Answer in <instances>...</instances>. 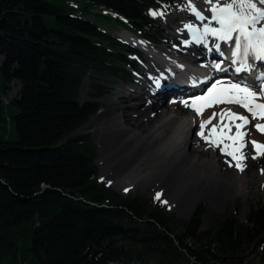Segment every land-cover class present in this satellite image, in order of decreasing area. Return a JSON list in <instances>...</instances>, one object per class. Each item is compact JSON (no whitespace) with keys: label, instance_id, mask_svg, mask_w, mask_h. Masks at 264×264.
I'll return each instance as SVG.
<instances>
[{"label":"trees","instance_id":"obj_1","mask_svg":"<svg viewBox=\"0 0 264 264\" xmlns=\"http://www.w3.org/2000/svg\"><path fill=\"white\" fill-rule=\"evenodd\" d=\"M85 1L112 9L146 42L165 37L153 15L165 0ZM142 61L63 5L0 0V264H264V206L202 231L204 213L177 220L98 179L91 133H71L116 82L142 74ZM14 81L20 90L5 102Z\"/></svg>","mask_w":264,"mask_h":264},{"label":"bare ground","instance_id":"obj_2","mask_svg":"<svg viewBox=\"0 0 264 264\" xmlns=\"http://www.w3.org/2000/svg\"><path fill=\"white\" fill-rule=\"evenodd\" d=\"M190 2H194L192 6L196 7L205 19H198L192 7L191 10L181 9L179 14L182 18L192 15L194 19L181 21L180 25L175 26L171 34V45L168 42L162 45L142 44L127 31L122 32L126 41L144 52L148 60V64L143 66L147 78H137V84L117 86L116 98L107 100L104 103L106 107L94 118L93 131L98 146L97 164L100 175L105 177L107 184L126 195L129 192H142L144 188L153 187L154 193H162L165 196L170 208L181 213L189 212L200 198H207L215 207H225L232 195L247 189L254 181L264 189V153L257 155V149L252 143L255 141L264 144V132L255 127L257 123L264 124V119L253 118L252 114H244L235 106H228L225 103H212L211 107L206 106L216 99L223 100L225 96L235 95L242 98L243 94L234 93L230 88L224 89L219 95H214L213 92L211 96L209 93H203L202 96L208 99L200 100L201 96L196 105L202 109V115H197L191 106L192 98L196 95L191 94L194 75L204 77L208 81L211 73L226 71L229 74V81L225 82L234 81L238 85L247 82L244 87H251V83L259 78V74L257 72L256 75L253 74L255 68L249 73H236L228 69L230 65L236 64L232 62L235 58H229L227 61V56L230 55L228 41H221L210 33H204L205 26L219 28V24L210 19L212 16L210 4L206 0ZM212 2L215 3L216 0ZM251 2H257V6L264 10V5H260L258 0ZM260 23L264 25V19H261ZM199 36L203 39L194 38ZM214 44L220 45V49L217 50ZM216 64L220 65L219 69L215 67ZM254 64L252 61L249 66L252 68ZM152 66H156L157 70L153 71ZM262 69L264 71V67ZM172 74L184 82L179 83V78L172 79L170 76ZM219 78L221 76L216 75L213 79ZM84 84H88V80H85ZM173 85H177V88H173ZM213 85L212 82L204 88L208 89ZM259 86H264V76ZM141 89L149 91L150 94L144 96L140 93ZM85 91L83 89V94ZM124 95L139 101L130 103L119 113L115 110L124 99H121L122 102H118V99ZM182 99L184 102L180 101ZM165 100H168V104L164 105L165 107L160 106L159 102L161 104ZM183 106L185 110H182ZM228 110L246 116L249 120L241 129L246 135L239 142L244 145L239 152L235 151L239 143L227 137L236 134L235 125L242 121L229 120L227 115L221 121L220 113ZM213 113H216V116L203 130L204 137H208L206 142L199 135L200 124L208 120ZM224 125H229L231 131ZM119 135L124 136L118 138ZM213 140L218 143L212 144ZM121 151H125L128 158L120 172L111 173L109 171L111 158ZM230 151L238 156H244L241 161L244 165L243 171L235 167L236 161L227 155ZM152 152L163 155V165L145 174L137 172L139 165Z\"/></svg>","mask_w":264,"mask_h":264},{"label":"rangeland","instance_id":"obj_3","mask_svg":"<svg viewBox=\"0 0 264 264\" xmlns=\"http://www.w3.org/2000/svg\"><path fill=\"white\" fill-rule=\"evenodd\" d=\"M52 3L63 5L68 12H72L78 16L86 17L92 21H94L100 28L105 30L106 32L110 33L113 36H120L121 35V30L123 27L126 25L122 22L121 17L116 14L115 12H107V13H101L99 12V6L92 4L90 1H85V0H49ZM194 2H190V0H165V5L163 7L157 9L155 11V16L157 19L164 25L166 26V29L170 31V33H167V35L164 38V42H168L169 45H171V34L174 32L175 26L180 25L181 21L189 20L192 21L194 18L192 15L189 17H183L179 14L181 9H189L191 10V7ZM207 13V11H206ZM259 26L262 25V23L258 24ZM257 25V27H259ZM163 42V44H165ZM162 45V44H161ZM142 58H144L143 53H142ZM145 60V59H144ZM147 58L145 61H143L139 67L143 71L141 74V78H147V72L144 70L143 65H147ZM143 64V65H142ZM153 70H155L154 67H152ZM137 76H134L132 83L137 84L136 80ZM139 78V77H138ZM132 83H122V82H116L112 86V90L110 94H108L106 97L100 100V110L97 112V114L93 117L92 121L87 124L82 130L83 131H88L91 133L93 136V131L95 130V121L94 118L106 107L104 103L113 98H116V87L120 85H130ZM83 89H85V93L83 94V89L81 91L80 89V97L82 98L83 101L87 100V93L89 92V82L88 84H83L82 86ZM20 90V84L17 81L13 82L12 88L10 91L7 92L5 95V102H8L13 95L17 94ZM143 92V93H142ZM140 93L143 94L144 96H148L150 94L149 91H146L144 89L140 90ZM126 97V99H125ZM121 99H124L123 102ZM133 97L124 95L122 98L118 99V102H122L120 106L116 108L115 111L121 112V110L129 105L130 103L138 102L137 100H132ZM126 100V101H125ZM181 102H184V100H180ZM162 104V105H161ZM159 105L162 107H165L164 105L168 104V100L163 101ZM182 110L186 109L184 106L181 107ZM187 111V110H186ZM2 132V129H0V133ZM124 136V135H123ZM123 136H117L118 138H122ZM193 136V134H192ZM13 133L10 136V139H13ZM219 147H217L218 150ZM117 147L114 148L116 150ZM128 154L125 153V151H121L116 153L112 158H111V165L109 166V171L111 173H116L120 172L124 163L127 160ZM97 157H98V146H97ZM97 157H96V162H97ZM164 163V157L163 155L159 153L152 152L150 153L144 160L143 162L139 165L137 168V172L140 173H147L151 171L154 168H157L159 166H162ZM233 165V164H232ZM98 167V172L100 176V168ZM231 167V166H230ZM229 168V167H228ZM102 180H104V183L106 186L109 188L114 189L111 185L107 184L105 177H101ZM255 182V183H254ZM247 189L241 191L239 194H234L230 197L229 200H227L226 206L225 207H215V205L210 202L207 198H200L196 201V204L194 206V210L191 211L189 214L181 213L178 210L174 208H170L169 204L165 198V196L162 193H154L153 192V187L149 188H142V192H129V194H123L119 193L124 196H141L144 197L148 202L150 203H157L156 205L159 206L163 211L168 212L170 215L174 217V219L177 220H187L192 214L196 213L199 211L200 213H204L202 217V222L200 226V230L205 231L211 229L217 222V220L223 218L225 215L228 213L231 214V218L241 220L243 221L245 219L246 214L249 212L250 208H253L256 205H262L264 206V189L258 185L259 183L254 181ZM258 183V184H257ZM138 189V188H137ZM159 194V196L157 195ZM159 197V198H157ZM252 253H248V258L252 257ZM254 259L252 258L253 263Z\"/></svg>","mask_w":264,"mask_h":264},{"label":"snow or ice","instance_id":"obj_4","mask_svg":"<svg viewBox=\"0 0 264 264\" xmlns=\"http://www.w3.org/2000/svg\"><path fill=\"white\" fill-rule=\"evenodd\" d=\"M207 3L210 4L212 16L211 21H215L219 24V28L204 27V33H210L214 37H218L221 41H232L233 49H230L231 56L234 57L233 63H237L239 61L240 67L236 69L237 72L242 71L247 68L251 60H264V25H260L261 19H264V10L261 7L257 6V2H251V0H216L215 3L212 0H206ZM260 5H264V0H258ZM193 13H195L196 17L200 20L205 19V17L201 14L200 11H197L196 7H192ZM156 13H153L155 15ZM193 31H195L193 29ZM235 34V35H234ZM197 40L203 39L202 36L194 37ZM214 47L219 50L220 45L214 44ZM223 54V53H221ZM215 67L217 69L220 68L219 64H216ZM216 85H213L212 89L209 90V96L212 95L213 90H215ZM230 91L238 94H243L242 98H232L227 100L216 99L206 106L211 107L212 103H236L241 107L247 109L248 112L252 113L253 118L259 117L260 119H264V103H254L258 96L256 92L250 91L249 86L241 87L238 84H232L230 86ZM261 96L264 97V90L261 91ZM208 97H201L200 100H207ZM197 101H192V107L197 113V115H202V109L196 107ZM185 106L187 107V102H185ZM225 115H227L229 120L242 121L240 124H236V134L234 136H228L227 138L233 140L237 143L243 140V137L246 135L245 132L241 131L245 125L249 123V120L246 116L237 115L236 113L228 110L226 113L222 111L220 113V119L223 121L225 119ZM216 116V113H213L208 120L201 122L200 124V133L206 142H208V137H204V128L207 124L211 123V120ZM215 127V126H214ZM224 127L231 128L229 125H224ZM255 127L264 132V124L257 123ZM211 134V133H210ZM212 144H217L218 142L213 140ZM256 149L257 155L264 153V144L257 143L255 141L252 142ZM243 143H239V147L235 150L239 152L240 148H243ZM223 151V149H222ZM227 155L232 156L233 160L236 161L235 167L243 171L244 165L242 164V160L244 159L243 155H236L235 152H227ZM159 198V197H157Z\"/></svg>","mask_w":264,"mask_h":264},{"label":"water","instance_id":"obj_5","mask_svg":"<svg viewBox=\"0 0 264 264\" xmlns=\"http://www.w3.org/2000/svg\"><path fill=\"white\" fill-rule=\"evenodd\" d=\"M138 39H139V38H138ZM139 41H141V40H139ZM85 80H86V79H84V81H85ZM79 100H80V101H83L82 98H79ZM92 119H93V118H92ZM92 119H90L88 122H86V123H84L83 125H81V126H79L78 128H76L71 134H79V133L85 132V131H83L82 129H83L87 124H89V123L92 121ZM91 136H92V135H91ZM92 139H93L94 143H95L96 146H97V143H96L95 140H94V136H92ZM96 165L98 166L97 162H96ZM99 177H100V176H99ZM195 204H196V202L192 205L190 211L187 212V213H185L186 215L189 214L191 211L194 210V206H195Z\"/></svg>","mask_w":264,"mask_h":264}]
</instances>
